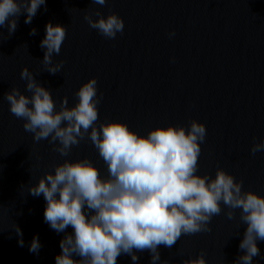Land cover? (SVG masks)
<instances>
[{"label": "water", "instance_id": "water-1", "mask_svg": "<svg viewBox=\"0 0 264 264\" xmlns=\"http://www.w3.org/2000/svg\"><path fill=\"white\" fill-rule=\"evenodd\" d=\"M96 10L119 15L122 33L106 39L92 29L84 15L95 19ZM24 19L21 12L11 35L0 27V264H55L65 233L44 222L43 196L28 191L38 176L63 159L81 158L107 175L87 135L62 157L47 140L34 142L10 113L4 94L12 86L30 95L21 67L50 90L57 107L63 97L69 106L74 104L79 85L95 77L98 94H103L97 126L99 121L121 120L146 134L157 125L202 122L206 135L197 173L214 176L220 167L242 182V190L264 195V151L250 152L253 138L264 137V0H105L104 5L45 0L30 23ZM47 22L64 26L66 32L59 54L53 56V62H63L56 74L42 63L40 41ZM221 209L210 220V231L182 234L171 247L158 246L160 260L183 264L202 254L206 264H233L241 254L238 245L246 225L239 209L231 220L222 203ZM71 231L69 226L66 232ZM34 234L41 245L38 253L28 249ZM257 247L261 255L253 264H264V241H257ZM136 255L139 264H150L148 250ZM116 264L133 262L122 254Z\"/></svg>", "mask_w": 264, "mask_h": 264}, {"label": "clouds", "instance_id": "clouds-1", "mask_svg": "<svg viewBox=\"0 0 264 264\" xmlns=\"http://www.w3.org/2000/svg\"><path fill=\"white\" fill-rule=\"evenodd\" d=\"M91 2L105 4V0ZM44 4L45 0H0V27L11 35L21 12L28 24ZM94 15L95 19L85 13L84 20L102 37L113 39L122 33L123 21L116 13L101 15L96 10ZM30 34L35 35V29ZM65 36L64 26L45 24L40 47L44 69L50 74L62 68L63 62H53V56L59 54ZM20 78L30 95L12 86L4 99L33 141L47 140L54 151L67 157L71 147L87 135L107 168L103 176L87 158L63 159L29 185L31 195L44 198V222L65 233L55 264H116L122 254L139 264L136 252L144 250L150 252V264H167L160 260L158 246L171 247L182 234L210 231L209 222L220 214L221 203L228 209L229 220L239 209L246 225L238 245L241 254L233 264H253V258L261 255L257 241H264V195L242 190V182L220 167L214 176L197 173L200 144L206 135L202 122L192 119L187 127L157 125L146 134L121 120L99 121L97 126L103 94H98L95 77L79 85L74 104L69 106L63 97L58 107L50 90L27 67H21ZM259 151H264V137L253 138L250 146L253 155ZM15 230L19 236V227ZM18 242L23 246L22 239ZM40 247L34 234L29 252L38 253ZM183 264L206 261L199 254Z\"/></svg>", "mask_w": 264, "mask_h": 264}]
</instances>
